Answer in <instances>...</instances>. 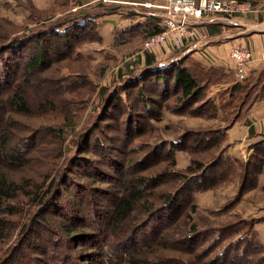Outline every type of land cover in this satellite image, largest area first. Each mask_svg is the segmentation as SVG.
<instances>
[{"label": "rangeland", "instance_id": "1", "mask_svg": "<svg viewBox=\"0 0 264 264\" xmlns=\"http://www.w3.org/2000/svg\"><path fill=\"white\" fill-rule=\"evenodd\" d=\"M157 1L0 0V43L14 37L26 42L34 30L48 31L81 10L104 13L100 45L68 51L49 31L23 44L19 58L13 49L0 54V172L29 190L10 202L18 206L15 213L0 212V264H249L232 251L249 218L264 243V135L260 147L236 156L222 110L209 103L213 113L203 114L205 97L178 109L175 90L163 93L146 78L116 100L144 68L146 54L164 62L181 52L142 49L146 38L134 49L109 46L115 29L142 20L140 11L153 10L144 3ZM118 3L117 12L104 11ZM37 48L46 57L25 74L18 64ZM76 50L87 61L71 62ZM71 74L78 81L63 86ZM137 88L149 96V108L138 102ZM11 93L27 102V112L13 105ZM224 126L226 138L191 149L196 133ZM16 153L20 161L10 163ZM130 183L139 200L116 227L113 206Z\"/></svg>", "mask_w": 264, "mask_h": 264}, {"label": "trees", "instance_id": "2", "mask_svg": "<svg viewBox=\"0 0 264 264\" xmlns=\"http://www.w3.org/2000/svg\"><path fill=\"white\" fill-rule=\"evenodd\" d=\"M237 1H249L255 5L260 0H237ZM120 7L121 3L114 4L113 7H103L104 11L107 10V13H115ZM100 14L88 13L87 11H79L78 13L69 15L51 25L48 31L46 30H34L30 39L26 42L34 40V38L42 37L44 32H49L53 38H58L62 40V46L64 49H84L87 46H92L94 44L100 45L103 43V36L100 33ZM131 14L137 15L136 12H131ZM162 25L160 24V19H157L155 16L150 15L144 19L136 22H132L125 27L116 30L114 41L109 45L112 49H120L121 46L129 47L134 49L141 39H145L150 35L160 32ZM143 39V40H144ZM18 41L17 37L11 38L8 41L0 43V54L2 52L11 50L14 55L19 58V55L22 51H17L23 44ZM21 43V44H20ZM180 47V46H177ZM24 51V49H22ZM181 52L178 56L173 57L169 61H160L155 62L151 54H146L143 63L144 68L140 71L134 73L130 78L131 84L128 87H122L118 90L117 101L125 100L128 96V89L130 86H133L135 83H141L145 78L152 82L154 85L161 86V91L163 93L170 94L171 91L175 90L174 96L176 97L177 104L175 105L178 109L187 108L191 104L198 102L202 97H205L203 103L200 105L202 113L211 115L212 111H207L209 103L213 104L216 110H222L223 116L227 117V126H231L236 122L247 121L245 118L247 110L257 102L264 100V64H261L259 67L253 68L248 74L244 76H238L237 73L233 70L225 69L224 67L214 65V64H204L199 59L194 58L191 53L185 52L182 54L183 49H179ZM10 51V50H9ZM23 53V52H22ZM21 53V54H22ZM21 56V55H20ZM46 57L44 49L37 48L34 51L27 53L26 58L23 62H20L18 65H21L23 72L26 74L30 72L33 68H36L41 65ZM69 59L73 63H83L85 56L81 51L76 50L69 55ZM19 60V59H18ZM17 60V61H18ZM17 65V64H16ZM67 77V82L64 81L63 86L70 85L74 82H77V76ZM129 79H127L128 81ZM129 84V83H128ZM137 83L133 86L136 87ZM105 96L106 91L101 88L100 94ZM138 97V102L146 108H149L148 100L149 96L145 95L142 92L141 88H137L135 92ZM10 100L14 103L13 105L20 110L27 112L28 104L22 97H19L16 93L10 94ZM202 102V101H199ZM197 106L192 111L199 109L198 103ZM200 104V103H199ZM195 106V105H194ZM225 126L218 128L216 131H208L204 133H196L193 136L192 142L193 145L191 149L204 148L208 146L213 140H222L226 138ZM199 134H203L200 136ZM189 136V135H186ZM185 136V137H186ZM212 136H215L212 137ZM226 148V147H225ZM223 148V150L225 149ZM1 152V149H0ZM221 156V153L220 155ZM262 158V156H260ZM0 153V159H1ZM9 162H18L21 159L19 153L13 154L8 157ZM251 161V160H250ZM196 171L202 169V165L198 163ZM258 170L260 166H257ZM193 170L192 167L189 171ZM257 170V171H258ZM245 176H247V171H245ZM134 183H130L127 188V195L121 196L113 206V215L115 217L116 227H118L119 222H123L128 216L131 206L133 203L139 200L136 189L133 187ZM26 186L19 184L14 181H9L2 172H0V212L4 211L7 213H15L18 209L17 205L10 203L12 201L18 200V196L21 192L24 195L29 194V190L23 191ZM51 186L47 188L45 192H42L41 199L39 202L43 203L45 198L48 197V193L51 190ZM46 193V194H45ZM45 195V196H44ZM173 200V196H168L167 204ZM43 214L49 212V209L41 210ZM254 219V218H253ZM256 221H252L251 218L247 221V227L245 229L238 228L239 237L234 241L237 243L233 245L232 251L235 252V258H242L248 260L249 264H261L264 263V243H262L258 237V232L254 227ZM1 230L5 225V221L0 219ZM245 225V224H244ZM194 228V226H192ZM115 231V229L113 228ZM193 230V229H192ZM221 231L216 230L215 233H220ZM87 233H82L81 236H87ZM219 235V234H218ZM3 236V235H1ZM55 235H51L49 238L54 239ZM97 236H93L95 238ZM73 238V237H72ZM91 238V239H92ZM226 247L223 248L218 254L225 252ZM100 249L102 247L100 246ZM115 250H122L121 248H116ZM228 251V252H232ZM261 252L262 256L259 255ZM99 253V252H97ZM118 253V251H117ZM121 258L122 253L118 254ZM261 256V257H259ZM259 257V258H258ZM243 260V261H245ZM255 261V262H254ZM113 264H120V260L116 261ZM129 264H137L135 261L130 262ZM235 264V263H233ZM238 264V263H237Z\"/></svg>", "mask_w": 264, "mask_h": 264}, {"label": "crops", "instance_id": "3", "mask_svg": "<svg viewBox=\"0 0 264 264\" xmlns=\"http://www.w3.org/2000/svg\"><path fill=\"white\" fill-rule=\"evenodd\" d=\"M140 12H142L140 15L142 19L153 15L157 19H160V24L162 23L161 13L158 10L155 11V8L153 10L146 8L145 11ZM262 23H264V0L258 1L254 5V9L245 14L225 16L222 14L206 13L195 24L198 39H201V47L191 49L188 52L204 64L218 65L225 69L235 71L238 76H244L253 68L264 64V59H259L258 57L262 44H264V28H262ZM116 30L118 29H115L114 35H112L113 41ZM236 43L250 47L257 59L243 67L235 66L228 59V50L230 46ZM172 48L183 49L182 54L187 51L185 46L171 42L164 43L156 48V51L161 54L162 49L166 51V49ZM245 118L247 121L236 122L227 129L228 139L232 143V148L236 156L246 152L250 154L254 147H260L262 144L261 136L264 135V100L252 105L247 110ZM260 139L261 141H259ZM258 141L259 144L256 143ZM235 150H239V152Z\"/></svg>", "mask_w": 264, "mask_h": 264}, {"label": "built area", "instance_id": "4", "mask_svg": "<svg viewBox=\"0 0 264 264\" xmlns=\"http://www.w3.org/2000/svg\"><path fill=\"white\" fill-rule=\"evenodd\" d=\"M144 5L162 10V29L148 36L142 44V49H156L166 42H171L185 46L187 51L201 47V39H198L195 24L206 13L234 16L254 9L251 2L237 0H161L159 3L147 2ZM262 28H264V23H262ZM258 57L264 59V44H262ZM228 59L235 66L243 67L257 58L250 47L236 43L230 46Z\"/></svg>", "mask_w": 264, "mask_h": 264}]
</instances>
